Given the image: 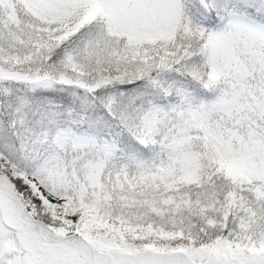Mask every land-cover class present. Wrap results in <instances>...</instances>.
<instances>
[{
  "label": "snow or ice",
  "instance_id": "6c2138e0",
  "mask_svg": "<svg viewBox=\"0 0 264 264\" xmlns=\"http://www.w3.org/2000/svg\"><path fill=\"white\" fill-rule=\"evenodd\" d=\"M0 264H264V0H0Z\"/></svg>",
  "mask_w": 264,
  "mask_h": 264
}]
</instances>
